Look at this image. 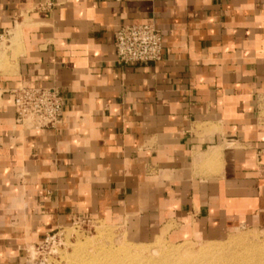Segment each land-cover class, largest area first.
<instances>
[{"label": "crops", "instance_id": "0c3cea01", "mask_svg": "<svg viewBox=\"0 0 264 264\" xmlns=\"http://www.w3.org/2000/svg\"><path fill=\"white\" fill-rule=\"evenodd\" d=\"M123 24H154L162 61L120 65ZM8 36L0 264L77 217L141 243L264 230V0H0ZM21 85L57 89L62 124H18Z\"/></svg>", "mask_w": 264, "mask_h": 264}, {"label": "rangeland", "instance_id": "374dc122", "mask_svg": "<svg viewBox=\"0 0 264 264\" xmlns=\"http://www.w3.org/2000/svg\"><path fill=\"white\" fill-rule=\"evenodd\" d=\"M12 40L13 36H8L0 41V50L3 51L4 56L10 57L11 53H14ZM2 53L0 52V55ZM0 65V73H2L1 70L9 64L7 62L0 63ZM108 234L112 235L116 247L147 248L153 252V257H157L156 259L160 257L159 253L154 254L157 247L169 250L192 247L190 251L183 252L182 256L172 257L174 261L169 264H264V230L262 229L237 228L219 241L189 240L172 242L162 236L151 242L141 243L136 241L124 226L87 217L75 218L64 229L53 234L48 242L45 243L44 241L36 247L30 246L27 252V264H71L77 259L87 258L104 262L126 261L115 255H105L97 252L100 245L107 240ZM90 244L92 248L86 249ZM207 247L212 250L210 253L206 252ZM82 248L86 250L81 251ZM92 252L91 256H87ZM83 256L87 257L83 258Z\"/></svg>", "mask_w": 264, "mask_h": 264}, {"label": "built area", "instance_id": "2783aa9c", "mask_svg": "<svg viewBox=\"0 0 264 264\" xmlns=\"http://www.w3.org/2000/svg\"><path fill=\"white\" fill-rule=\"evenodd\" d=\"M115 51L120 65L158 63L163 59L162 33L154 24H123L115 32ZM12 93L16 121L25 129H56L62 124L63 97L57 89L21 85ZM51 238L48 235L45 243Z\"/></svg>", "mask_w": 264, "mask_h": 264}, {"label": "bare ground", "instance_id": "6f19581e", "mask_svg": "<svg viewBox=\"0 0 264 264\" xmlns=\"http://www.w3.org/2000/svg\"><path fill=\"white\" fill-rule=\"evenodd\" d=\"M13 45H17V50L19 51L20 49V43H19V38L16 37L13 41ZM0 52L2 53L3 51L0 50ZM3 53L0 55V59L2 58L3 60ZM10 62V61H9ZM2 65V64H1ZM0 65V66H1ZM4 65V64H3ZM9 65H13L9 64ZM7 65V67L9 66ZM3 68V67H2ZM1 68V69H2ZM5 69V68H4ZM112 235L108 234L107 235V240L100 245V247L98 248L100 253H104L105 255H115L119 258L125 259L126 261H109V262H104V261H98V260H89V258L87 259H80V260H76L71 264H169L171 263V261H174L172 259V257L174 256H182L183 252L185 251H190L192 249V247H189L188 249H161L160 247H157L154 251V254L159 253V259H156L157 257H153V252H151V250L145 248V249H141V248H131V247H126V246H121V247H116L113 243L112 240ZM91 244L88 246V248L86 249H91ZM160 248V249H159ZM85 248H82L81 251L86 250ZM212 250L207 247L206 252H211ZM96 252V253H97ZM86 253V252H85ZM84 254V253H83ZM93 254L90 253L87 256H91ZM87 256H83L87 257ZM105 257V256H104ZM193 260V259H191ZM188 262V261H185Z\"/></svg>", "mask_w": 264, "mask_h": 264}]
</instances>
